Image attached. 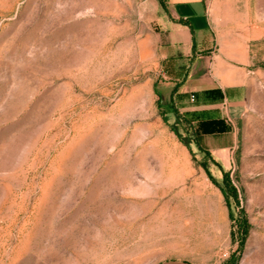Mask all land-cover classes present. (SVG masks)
I'll return each mask as SVG.
<instances>
[{
  "label": "rangeland",
  "instance_id": "374dc122",
  "mask_svg": "<svg viewBox=\"0 0 264 264\" xmlns=\"http://www.w3.org/2000/svg\"><path fill=\"white\" fill-rule=\"evenodd\" d=\"M205 3L248 55L237 204L157 98L151 5L0 0V264H264V0Z\"/></svg>",
  "mask_w": 264,
  "mask_h": 264
},
{
  "label": "crops",
  "instance_id": "0c3cea01",
  "mask_svg": "<svg viewBox=\"0 0 264 264\" xmlns=\"http://www.w3.org/2000/svg\"><path fill=\"white\" fill-rule=\"evenodd\" d=\"M147 4L152 7L147 39L160 68L157 98L170 107L174 123L191 132L192 143L208 152L218 173L228 172L229 177L238 142L236 118L249 80L248 55L240 52L243 44L220 41L205 0H164L165 8L158 0H145ZM171 237L162 245L153 243L160 245L153 250L165 253L174 243L183 244ZM157 264L203 263L167 258Z\"/></svg>",
  "mask_w": 264,
  "mask_h": 264
},
{
  "label": "trees",
  "instance_id": "16d2710c",
  "mask_svg": "<svg viewBox=\"0 0 264 264\" xmlns=\"http://www.w3.org/2000/svg\"><path fill=\"white\" fill-rule=\"evenodd\" d=\"M159 3L163 6V8H165V4H164V0H158ZM195 142V141H194ZM197 149L200 150L205 156L209 157L208 152L202 150L200 147L197 146ZM203 168L207 171L206 165L202 164ZM223 176V184L219 185V188L221 190V192L223 193L225 199H228V197H232L235 201V203H238L237 200V193L236 190L234 189V187L230 184L229 182V178H228V172H223L222 173ZM231 212L229 213V217H231ZM241 230H244L246 232V228H241ZM235 260L231 257L228 261L222 263V264H234Z\"/></svg>",
  "mask_w": 264,
  "mask_h": 264
}]
</instances>
